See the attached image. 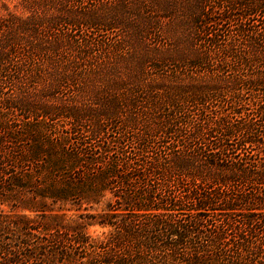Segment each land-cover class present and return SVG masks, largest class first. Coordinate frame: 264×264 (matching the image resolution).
I'll return each mask as SVG.
<instances>
[{
  "label": "trees",
  "instance_id": "16d2710c",
  "mask_svg": "<svg viewBox=\"0 0 264 264\" xmlns=\"http://www.w3.org/2000/svg\"><path fill=\"white\" fill-rule=\"evenodd\" d=\"M0 1V264H264V0Z\"/></svg>",
  "mask_w": 264,
  "mask_h": 264
},
{
  "label": "rangeland",
  "instance_id": "374dc122",
  "mask_svg": "<svg viewBox=\"0 0 264 264\" xmlns=\"http://www.w3.org/2000/svg\"><path fill=\"white\" fill-rule=\"evenodd\" d=\"M141 1L145 3L147 1L151 2L152 8H159V10H162V12H164L163 16L165 17L163 18L162 16V18L155 22L156 24L154 26L151 24L147 29H144L142 16L137 17L131 13L123 18V25L127 26L128 29L122 30L133 39L134 54L142 55L151 47L150 52L148 51L149 57L152 60L166 64L168 70H174L177 66L185 65V62H182L184 59L181 61L179 60L181 55L178 53H185V49H189L187 39L192 31L191 22L193 18L200 13L202 0H136L135 3ZM8 5L11 9L12 3ZM0 13H2L1 10ZM138 23L143 24L141 26L142 29L136 27ZM144 31L145 34L149 33L150 35V39L146 41L142 39ZM120 36V29H117L111 32L110 36H107L108 38L104 41L109 40V42H111L117 40ZM114 37L115 39H113ZM141 77L140 73H138V80L141 79ZM94 83L100 85L98 81ZM93 87L95 91L98 90L97 87ZM87 88L88 87H86V89ZM89 93L94 94V91H89ZM92 231L93 229H90V232Z\"/></svg>",
  "mask_w": 264,
  "mask_h": 264
}]
</instances>
